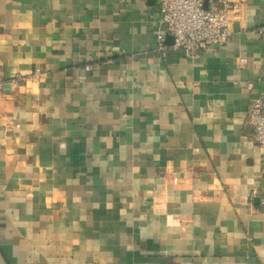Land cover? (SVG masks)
I'll return each instance as SVG.
<instances>
[{
  "label": "crops",
  "instance_id": "0c3cea01",
  "mask_svg": "<svg viewBox=\"0 0 264 264\" xmlns=\"http://www.w3.org/2000/svg\"><path fill=\"white\" fill-rule=\"evenodd\" d=\"M228 1L189 58L158 0H0V264H264V0Z\"/></svg>",
  "mask_w": 264,
  "mask_h": 264
},
{
  "label": "built area",
  "instance_id": "2783aa9c",
  "mask_svg": "<svg viewBox=\"0 0 264 264\" xmlns=\"http://www.w3.org/2000/svg\"><path fill=\"white\" fill-rule=\"evenodd\" d=\"M158 3L159 18L154 31L158 49L165 48L166 36L170 35V48L192 58L227 39L231 8L228 0H208L206 8L204 0H158ZM239 62L244 63L245 59L241 57ZM30 77L40 79L41 74L36 69ZM252 87L253 81H248L247 88ZM245 123L252 142L264 151V98L252 100Z\"/></svg>",
  "mask_w": 264,
  "mask_h": 264
},
{
  "label": "water",
  "instance_id": "95a60500",
  "mask_svg": "<svg viewBox=\"0 0 264 264\" xmlns=\"http://www.w3.org/2000/svg\"><path fill=\"white\" fill-rule=\"evenodd\" d=\"M207 2H208V0H204V7L206 8L207 7ZM172 40V37L170 36V35H167L166 36V40Z\"/></svg>",
  "mask_w": 264,
  "mask_h": 264
}]
</instances>
